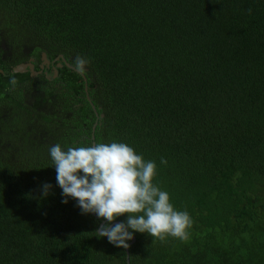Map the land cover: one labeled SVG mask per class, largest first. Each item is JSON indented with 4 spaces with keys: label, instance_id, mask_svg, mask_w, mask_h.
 Instances as JSON below:
<instances>
[{
    "label": "trees",
    "instance_id": "1",
    "mask_svg": "<svg viewBox=\"0 0 264 264\" xmlns=\"http://www.w3.org/2000/svg\"><path fill=\"white\" fill-rule=\"evenodd\" d=\"M0 50L7 70L71 65L0 74V264H128L62 202L49 153L113 141L193 222L187 241L135 232L130 264H264V0H0Z\"/></svg>",
    "mask_w": 264,
    "mask_h": 264
},
{
    "label": "clouds",
    "instance_id": "2",
    "mask_svg": "<svg viewBox=\"0 0 264 264\" xmlns=\"http://www.w3.org/2000/svg\"><path fill=\"white\" fill-rule=\"evenodd\" d=\"M247 11L251 14L252 9ZM49 153L65 198L62 202L68 203V198H72L82 214H95L106 221L96 229L97 236L107 237L111 244L123 249L130 247L135 232L147 233L160 241L169 236L188 240L191 216L177 210L170 194L154 182L156 162L146 161L129 144L92 143L67 150L55 144ZM161 164H167L163 157ZM51 189V184L44 183L42 196L49 195ZM125 215V221L114 223Z\"/></svg>",
    "mask_w": 264,
    "mask_h": 264
},
{
    "label": "flooded vegetation",
    "instance_id": "3",
    "mask_svg": "<svg viewBox=\"0 0 264 264\" xmlns=\"http://www.w3.org/2000/svg\"><path fill=\"white\" fill-rule=\"evenodd\" d=\"M43 52H45V51H39L35 54H33V52H30V53H28V56L26 58H24L19 63L11 66V68H9L7 70L8 66L6 64H4V62L7 61L6 56L4 55V53L2 54L1 50H0V74L7 76L11 72H13L14 67L17 66L18 64H21V63L29 64L30 63V64L34 65L33 69H31L30 66L28 65L27 71H25L24 73H26V74L30 75L31 77H34V78L39 76V75H43L46 78H48V80H52V78H56L54 76L56 69H58V76H59V74H60L59 69H62L64 67V64L67 63V66H71L70 64H68L69 62H66L65 59L63 60L60 56H56L55 58H51L47 54V58L42 59V53ZM59 64H61V66ZM26 96H28V94H26ZM96 114L98 116V113H96ZM100 223H105V222L103 220H101Z\"/></svg>",
    "mask_w": 264,
    "mask_h": 264
},
{
    "label": "water",
    "instance_id": "4",
    "mask_svg": "<svg viewBox=\"0 0 264 264\" xmlns=\"http://www.w3.org/2000/svg\"><path fill=\"white\" fill-rule=\"evenodd\" d=\"M44 58H47V54H46V52H43V53H42V59H44ZM68 64H69V63H68ZM28 65L30 66L31 69H33V67H34L33 64H30V63H29V64L21 63V64H18L17 66L14 67L13 72H15V73H24L25 71H27V66H28ZM59 65L61 66V64H59ZM54 76H55V77L58 76V69H56ZM93 107H94V106H93ZM94 108H95V107H94ZM102 116H103V114H102ZM104 222H106V221H104ZM119 222H121V221H116L115 223H119ZM135 240H136V237L134 236V238H133L132 240H130L129 244L131 245L132 243L135 242ZM126 250H127V255H128V264H130V259H129V248L126 249Z\"/></svg>",
    "mask_w": 264,
    "mask_h": 264
}]
</instances>
